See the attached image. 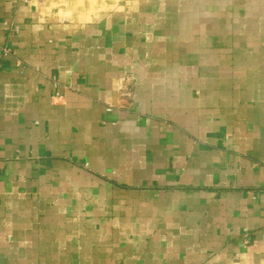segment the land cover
Here are the masks:
<instances>
[{"label":"crops","instance_id":"obj_1","mask_svg":"<svg viewBox=\"0 0 264 264\" xmlns=\"http://www.w3.org/2000/svg\"><path fill=\"white\" fill-rule=\"evenodd\" d=\"M0 264H264V0H0Z\"/></svg>","mask_w":264,"mask_h":264},{"label":"built area","instance_id":"obj_2","mask_svg":"<svg viewBox=\"0 0 264 264\" xmlns=\"http://www.w3.org/2000/svg\"><path fill=\"white\" fill-rule=\"evenodd\" d=\"M2 51H4L3 49L2 50H0V52H2Z\"/></svg>","mask_w":264,"mask_h":264}]
</instances>
